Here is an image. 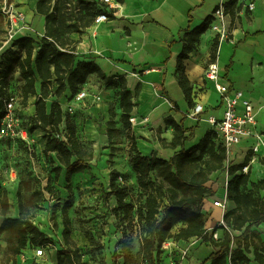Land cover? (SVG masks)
I'll list each match as a JSON object with an SVG mask.
<instances>
[{"label":"trees","instance_id":"trees-1","mask_svg":"<svg viewBox=\"0 0 264 264\" xmlns=\"http://www.w3.org/2000/svg\"><path fill=\"white\" fill-rule=\"evenodd\" d=\"M223 7L225 14L230 15L232 19L229 33L231 38V31L242 21L240 12L243 5L240 0H227ZM218 9L219 6L197 26L188 27L180 37L183 49L178 56L176 78L190 109L197 104L198 92L186 72L185 61L190 58L192 52L198 50L201 37L215 20L214 13ZM100 11L96 0H82L78 3L74 0H37V12L46 19L45 35L39 41L30 35L16 37L11 47L0 57V126L6 115L5 99L9 97L5 98V95L8 93L12 73L19 71L24 81V107L28 106L29 97L37 94L36 84L40 81L41 92L35 102V113L30 119L35 128L45 132V152H57L62 166L55 169L56 177L59 178L63 169H66V179L69 181L73 174L88 168L94 150L87 148L77 137L76 125L65 116L58 98L68 89L73 95L77 94L88 76L98 73L106 84L120 88L121 122L129 132L127 137L131 141L130 163L137 173V180L144 195L137 206L128 202L127 192L118 183L120 172L117 169L112 170L111 190L107 192V196H115L118 204L112 210L123 212L131 227L137 226V222L141 229L137 253L133 252V240L126 232L119 241L124 264H166L163 254L167 241L189 240L194 237L210 243L215 249L200 264H264V239L259 230V226L264 223V196L261 194L264 179L251 181V165L248 172L243 171L250 163L252 153L242 162L228 164L226 150L218 143L217 133L213 128L195 145L187 148V132L193 131L194 128H186L184 119L179 122L173 115H168L164 118V123L173 128V137L170 142L162 137L159 140L163 147L172 148L176 152L169 159L145 155L137 144L131 122L140 85L135 96L127 87V79L124 76H108L95 61L78 60L77 42L69 37L71 33H81L91 26ZM249 13L250 8H247V15ZM110 17L116 18L114 13H110ZM220 41V36L216 35L211 48L210 63L218 59ZM54 84H57L55 91L52 90ZM163 94L169 98L167 93ZM51 96L57 100L48 106ZM172 103L173 109L179 112L177 103ZM109 112L107 134L110 143H115L114 135L121 131L116 126L118 113L113 108ZM63 123L67 125L66 133L61 130ZM261 162L264 164V159H261ZM218 171L228 172L230 178L226 198L234 202L236 207L228 209L224 214V223L218 224L210 231L207 229L204 207L206 199L216 194L215 189L208 186V182ZM154 172L156 176L152 178ZM72 205L73 200L70 199L62 207L63 236L67 248L57 252L58 264H62L63 257L71 264H82L79 250L73 246L71 239L69 209ZM7 230L11 231L16 243L13 250L15 255L30 246L45 248L51 242V238L34 223L33 218L23 211L19 217H3L0 232ZM219 230L222 234L217 238L215 235ZM30 264L41 263L33 261ZM174 264L181 263L177 260Z\"/></svg>","mask_w":264,"mask_h":264},{"label":"rangeland","instance_id":"rangeland-1","mask_svg":"<svg viewBox=\"0 0 264 264\" xmlns=\"http://www.w3.org/2000/svg\"><path fill=\"white\" fill-rule=\"evenodd\" d=\"M18 1L0 0V54L7 49V46L11 47L15 40L14 38L10 43H7L10 29L7 10L10 8L9 5H13L10 4L11 2L18 4ZM74 1L78 3L82 0ZM96 3L99 6L101 0H96ZM22 4L26 5L25 11L20 10L16 5L13 6L15 10L23 12L27 18L29 9L33 8V3L31 0H24ZM27 33L29 31L19 33L17 36ZM227 33L226 39H229V29ZM215 37L216 35L212 39V44ZM209 63L210 60L206 63L205 68ZM94 79L99 89H92L93 84L89 85L87 90L83 86L80 87L79 91H87V97L77 100L75 99L76 94L67 95V98L64 97V94L58 98L65 116H68L71 122L76 125L77 137L87 148L94 150L88 168L73 174L67 181L66 169H63L59 178L56 177L55 169L62 166L57 152H45V132L35 128L30 119L32 115L29 113V104L27 107L23 105L20 75L13 72L10 77L8 93L5 98L11 96L16 98L15 116L20 121L17 127L28 131V133L26 138L9 134L0 139V222L5 216L19 217L21 211L33 218L34 223L51 238V242L45 247V257L38 259L41 264H58L57 252L67 248L63 236L62 207L70 199L73 200V205L69 209L71 239L73 246L79 250L82 264H124L119 241L125 232L133 240V252L137 253L139 250L141 235L139 224L136 222L137 226L131 227L123 212L117 213L112 210L118 205L116 197L107 196V192L111 190L110 182L113 169L120 172L118 183L127 192L128 202L137 206L144 196L137 180V173L130 163L131 141L127 137L129 132L121 122L120 88L106 84L98 74ZM52 88L55 91L57 84L52 85ZM33 97L34 95H32ZM55 100L57 98L51 96L48 99V106ZM71 107L74 109L72 110ZM111 108L118 111L115 120L117 128L121 130L114 135L115 143H110L107 134ZM145 126L154 128L155 134L158 136L163 132L167 133L168 129L162 118L156 122H146ZM164 126H166V130H164ZM61 130L64 133L67 132L65 123L61 125ZM140 148L142 152H145L142 147ZM170 152V150L159 148L154 149L148 155H157L168 159ZM234 162L236 160H233ZM151 176L155 178L156 172ZM229 178L227 171H224L218 173L217 176L213 174L208 182V186H212L216 191L215 195L208 197L205 201L204 212L209 223L215 224L221 212L226 213L229 209L227 205L226 208L216 207L218 209H214L213 212L210 210L216 200L226 202V182ZM174 242L173 240L167 241L164 253L166 251L169 255H186L188 253L184 246L177 247ZM15 246L16 243L10 230L0 232V264H30L36 261L35 251L39 246L27 247L17 255L13 252ZM62 264H71V262L63 257Z\"/></svg>","mask_w":264,"mask_h":264},{"label":"crops","instance_id":"crops-1","mask_svg":"<svg viewBox=\"0 0 264 264\" xmlns=\"http://www.w3.org/2000/svg\"><path fill=\"white\" fill-rule=\"evenodd\" d=\"M23 1H18L21 6L15 2L10 4L25 11L27 8L25 4H22ZM226 1L124 0L119 5L127 6L123 10L120 6L116 9V18H111L110 21L101 24L93 23L81 33L73 32L69 35L77 42L78 60L95 61L108 76H124L127 79V87L135 96L140 85V92L135 98L137 105L132 112L136 118L132 124V132L136 136L139 148L142 147L145 151L143 152L145 155L159 148L170 150V158L176 152L172 148L163 147L159 140L162 137L170 142L173 137V128L168 127L167 133L163 132L158 136L154 128L145 126L146 122H156L159 118L164 121L168 115H173L179 122L184 119L183 124L186 128H194L193 131L187 132L188 140L185 146L189 148L212 128L208 120L211 115L222 116L223 106L218 92L211 83H208L210 86L208 87L207 82L204 81L205 65L210 59L212 39L214 35H217L211 26L202 35L198 50L192 52L190 58L185 61L186 72L198 92L197 99L205 106L203 114L198 116L192 114V109L188 107L184 93L178 84L176 67L178 56L183 49V42L180 39L183 32L188 27L200 24L208 15L213 14L217 6H222ZM31 2L33 8L29 9L27 19L33 29L17 37L30 35L39 41L46 33V19L37 12V0H31ZM251 2L255 5L247 15V8ZM240 3L243 5L240 12L242 21L231 31V38L221 41L217 61L225 80L234 87L245 90L251 97L257 110L259 129L264 134V0H240ZM231 23V16L226 15L225 24L229 31ZM228 66L230 67L227 70ZM16 73L20 75L19 71ZM96 74L98 73L90 74L82 85L86 90L91 84H93L92 89H99L94 79ZM20 84L22 92L24 81L20 80ZM200 87L204 89L199 90ZM36 90L37 94L33 98L32 95L29 97L30 115H33L36 110L35 102L41 92L40 81L36 84ZM164 92L169 98L163 94ZM70 94L72 92L68 89L64 97L67 98ZM171 101L177 103L179 112L173 109L174 105ZM137 123L140 124L137 125ZM142 142L147 149L141 145ZM246 146L247 143H242L236 151L241 153ZM140 150L142 151L141 148ZM261 159L264 157L251 163L252 182L264 179V164ZM218 173L220 171L214 175L217 176ZM261 194L264 196V189L261 190ZM227 204L229 209L236 207V204L228 199ZM216 207L219 206L214 205L210 209L211 212L218 209ZM224 214L221 212L215 224L207 221V229L212 231L222 223ZM259 230L264 239V223L259 226ZM221 234L222 231L219 230L215 236L218 238ZM167 244L166 242L164 248ZM174 244L177 247L184 246L188 253L169 255L166 251L163 254L166 264H171L176 260H179L181 264H200L215 250L210 243L203 242L197 237L175 241Z\"/></svg>","mask_w":264,"mask_h":264},{"label":"built area","instance_id":"built-area-1","mask_svg":"<svg viewBox=\"0 0 264 264\" xmlns=\"http://www.w3.org/2000/svg\"><path fill=\"white\" fill-rule=\"evenodd\" d=\"M117 0H101L100 12L97 13L94 24H101L106 21H110V13H114L116 9L120 6ZM254 3L249 4V8H254ZM10 8L7 10L8 20L10 22L9 29V39L7 43L17 37L19 33L26 31H31L32 26L30 21L27 20L23 12L15 10L13 5H9ZM215 20L213 21L211 27L216 31L217 35L220 36V40H225L227 37L228 28L225 24V12L224 7L219 6V9L214 13ZM204 81L207 82V86L211 83L214 89L218 92L219 98L223 106V114L221 117L211 115L208 120L212 128L217 133V141L225 148L228 155L227 163L236 160L234 163L240 162L242 159L252 153L250 163L244 167L243 171L248 172L249 167L252 162L257 161L260 157H264V134L259 129L257 110L251 99L245 90L234 87L230 82L225 80L220 71V65L218 61L211 62L208 64L204 72ZM209 83V84H208ZM204 89L203 87H200ZM87 91H79L75 95V99L81 100L87 97ZM198 98V95H197ZM6 115L2 120L0 126V139L6 135H20L24 138L27 137L28 131L18 129L20 123L19 119L15 116V111L17 109L16 98L11 96L5 99ZM73 110L74 107H71ZM205 112V106L199 99H197L196 106L192 109L193 115H200ZM136 121L135 117L131 118V122ZM60 137V136H59ZM66 139L65 137H63ZM247 143L245 149L239 153L236 148L242 144ZM242 162V161H241ZM228 173V172H227ZM228 184V182H227ZM226 184V188H227ZM215 206L227 207L226 202L216 200L214 202ZM224 223V221L222 222ZM46 248H38L35 251V259L38 262L39 258L45 257Z\"/></svg>","mask_w":264,"mask_h":264},{"label":"bare ground","instance_id":"bare-ground-1","mask_svg":"<svg viewBox=\"0 0 264 264\" xmlns=\"http://www.w3.org/2000/svg\"><path fill=\"white\" fill-rule=\"evenodd\" d=\"M126 6H127V5H125V4H121V5H120V7L122 8V10L125 9ZM138 124H140V123H137V125H138ZM141 145H142L145 149H147V147L144 145L143 142L141 143ZM75 174H77V173H75Z\"/></svg>","mask_w":264,"mask_h":264}]
</instances>
